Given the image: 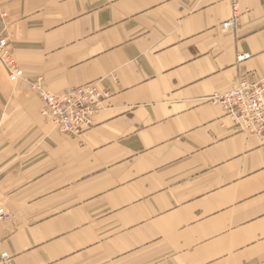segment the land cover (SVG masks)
<instances>
[{
  "label": "crops",
  "instance_id": "1",
  "mask_svg": "<svg viewBox=\"0 0 264 264\" xmlns=\"http://www.w3.org/2000/svg\"><path fill=\"white\" fill-rule=\"evenodd\" d=\"M240 5L223 31L224 0H0L23 75L0 74L10 264H264V136L205 100L264 78V0ZM36 78L96 83L93 127L50 129Z\"/></svg>",
  "mask_w": 264,
  "mask_h": 264
},
{
  "label": "built area",
  "instance_id": "2",
  "mask_svg": "<svg viewBox=\"0 0 264 264\" xmlns=\"http://www.w3.org/2000/svg\"><path fill=\"white\" fill-rule=\"evenodd\" d=\"M230 7V17L221 28L233 29L242 16L240 0H224ZM7 41L0 40V60L11 82L21 80L23 75L14 64ZM8 50V51H7ZM249 55H238L236 62L249 59ZM29 89L38 97L43 122L52 130L69 136H79L93 127V118L102 109L106 93L96 83H87L62 93L53 94L44 89L42 81L29 82ZM218 106L225 116L230 118L237 129L264 136V78L254 81L249 78L239 79L236 85L225 93H214L205 99ZM10 219L9 214L0 205V223ZM0 263L10 264V257L0 253Z\"/></svg>",
  "mask_w": 264,
  "mask_h": 264
},
{
  "label": "rangeland",
  "instance_id": "3",
  "mask_svg": "<svg viewBox=\"0 0 264 264\" xmlns=\"http://www.w3.org/2000/svg\"><path fill=\"white\" fill-rule=\"evenodd\" d=\"M1 39H5L6 40V38L5 37H1L0 36V40ZM7 47V46H6ZM9 50V49H8ZM7 50V51H8ZM9 53H10V55H11V57L14 59V57H13V54H12V52L9 50L8 51ZM14 61H15V59H14ZM15 64H16V67L18 68V65H17V63H16V61H15ZM19 69V68H18ZM2 72H3V76L8 80V77H7V74H6V71H5V67H4V65H3V63L1 62V60H0V74H2ZM36 79H39V80H41L42 81V79L41 78H36ZM21 81V80H20ZM9 82V81H8ZM43 84V83H42ZM29 86V85H28ZM44 87V86H43ZM44 89H45V87H44ZM30 90V89H29ZM31 91V90H30ZM32 92V91H31ZM33 93V92H32ZM34 94V93H33ZM35 95V94H34ZM36 96V95H35ZM37 97V96H36ZM38 98V97H37ZM39 100V99H38ZM40 109H41V107H40ZM49 127V126H48ZM50 129H52L51 127H49Z\"/></svg>",
  "mask_w": 264,
  "mask_h": 264
},
{
  "label": "bare ground",
  "instance_id": "4",
  "mask_svg": "<svg viewBox=\"0 0 264 264\" xmlns=\"http://www.w3.org/2000/svg\"><path fill=\"white\" fill-rule=\"evenodd\" d=\"M12 58V57H11ZM12 60H13V64L16 66V64H15V61H14V59L12 58Z\"/></svg>",
  "mask_w": 264,
  "mask_h": 264
}]
</instances>
